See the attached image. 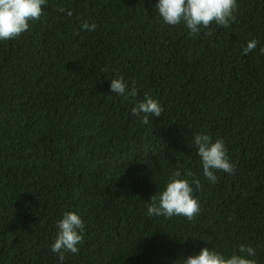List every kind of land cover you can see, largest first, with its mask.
I'll return each mask as SVG.
<instances>
[{
  "label": "trees",
  "instance_id": "1",
  "mask_svg": "<svg viewBox=\"0 0 264 264\" xmlns=\"http://www.w3.org/2000/svg\"><path fill=\"white\" fill-rule=\"evenodd\" d=\"M157 2L46 0L0 41V264H60L65 212L84 232L63 264H175L240 245L264 264V0H237L227 28L198 35L165 24ZM117 77L135 81V101L109 90ZM146 92L163 111L142 124L131 109ZM197 133L223 140L232 174L204 178ZM176 171L199 178V214L148 216Z\"/></svg>",
  "mask_w": 264,
  "mask_h": 264
},
{
  "label": "clouds",
  "instance_id": "2",
  "mask_svg": "<svg viewBox=\"0 0 264 264\" xmlns=\"http://www.w3.org/2000/svg\"><path fill=\"white\" fill-rule=\"evenodd\" d=\"M45 4L46 0H0V41L13 40L25 33L29 29V22L38 21L43 16L42 6ZM237 7V0H158L155 5L165 24H183L190 35H198L201 29H209L213 23L227 28L235 19L233 14ZM81 27L90 32L96 29L95 24L89 23H84ZM257 43L254 39L248 42L243 54L247 55L255 50ZM259 51L264 55V47ZM109 90L124 96L125 99L131 98V101H135L137 96L135 81L129 88L122 77L110 80ZM162 111L161 104L148 92L144 93L143 98L135 102L131 109L132 115L138 117L142 124H148L150 116L161 117ZM192 142L197 149L204 178L214 184L217 181V171L233 173L234 165L230 163L222 139L213 140L208 134L197 133ZM184 176L191 177V181L182 177L179 171L173 172L163 190L149 198L148 216H182L191 221L199 214L200 205L198 199L193 196L192 185L199 191L200 180L191 171L186 172ZM56 227L58 232L51 245V252L56 254L60 264H63L65 253H78L77 245L83 241L84 223L77 213L65 212L57 221ZM239 253L225 257L215 249L209 250L205 247L201 248L198 254L181 258L175 264H257L255 259L249 258L256 255L254 248L240 245Z\"/></svg>",
  "mask_w": 264,
  "mask_h": 264
}]
</instances>
